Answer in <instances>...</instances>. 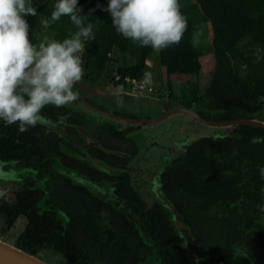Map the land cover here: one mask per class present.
I'll return each mask as SVG.
<instances>
[{
    "label": "trees",
    "instance_id": "1",
    "mask_svg": "<svg viewBox=\"0 0 264 264\" xmlns=\"http://www.w3.org/2000/svg\"><path fill=\"white\" fill-rule=\"evenodd\" d=\"M31 2L37 9L36 16L27 17L33 43L43 31L62 41L78 30L68 16L51 21L55 0ZM107 3L79 0L77 14L85 24L92 23L95 36L85 41L82 79L106 83L114 80L116 73L120 76L117 83L125 77L142 80L146 59L154 50L117 33L109 13L97 7ZM180 9L187 17L188 29L178 45L158 52L164 73L196 75L204 52H212L214 69L205 90L208 112L199 113L217 121L255 118L264 105V0H194ZM197 29H202L203 35L199 47L194 48L191 37ZM113 49L129 56L131 64L116 66ZM52 112H63L66 123L82 124L79 112L65 107ZM232 128L196 138L160 174L159 191L179 212L181 230L163 201L148 204L141 198L128 172L108 174L91 168L63 152L58 134L52 131L46 135L40 125L21 133L18 124L5 126L0 121L2 159L39 167L41 175L59 160L79 168L83 176L114 183L119 198L108 201L90 185L74 183L52 171L55 193L51 201L60 212L42 209L41 194L25 187L15 201H0L4 227L10 229L18 216H25L14 245L33 255L50 247L64 264H264V179L258 171V166H264V128ZM131 130L109 126L102 143L87 148L88 153L110 165L125 164L128 159L120 153L137 150L126 136ZM186 237L206 259L185 247Z\"/></svg>",
    "mask_w": 264,
    "mask_h": 264
},
{
    "label": "clouds",
    "instance_id": "2",
    "mask_svg": "<svg viewBox=\"0 0 264 264\" xmlns=\"http://www.w3.org/2000/svg\"><path fill=\"white\" fill-rule=\"evenodd\" d=\"M97 7L109 13L118 34L155 52L178 45L188 29L179 0H108L106 7ZM78 11L79 0H55L51 21L68 16L78 30L62 41L36 45L27 19L37 15L31 0H0V121L5 126L18 124L19 132L25 133L40 125L50 134L57 123L42 110L78 100L73 88L85 75V41L95 38L92 23L85 24ZM202 35V29L192 33L194 48L199 47ZM153 84V74L144 72L142 85ZM258 171L264 179V166H258Z\"/></svg>",
    "mask_w": 264,
    "mask_h": 264
},
{
    "label": "flooded vegetation",
    "instance_id": "3",
    "mask_svg": "<svg viewBox=\"0 0 264 264\" xmlns=\"http://www.w3.org/2000/svg\"><path fill=\"white\" fill-rule=\"evenodd\" d=\"M85 80H86L85 85L87 87H89L90 89H94L95 86L103 88L106 86V84H110L111 86H114V85L120 86V84L122 83V82L117 83L118 80H115V79L108 81L106 83H103V81L95 83V82H93V80L87 79V78ZM73 90L78 93V100L76 102L69 104V105H66L64 107L71 109L74 112L81 113L83 115L82 124L77 125V124L73 123V125H72V124L66 123V119L62 115L63 112L62 113L59 112V114H53V112H52V114H51L50 112L52 110L56 111V108L53 106H48L42 110V114L44 116H46L49 120L57 123V127L53 131L55 133H57L58 136L61 138V143H62L61 150L65 153L69 154V155L74 156L76 159L80 160V162H84V161L87 162L91 168L100 170L102 172H106L108 174L115 173L117 171L128 172L130 174V177H131L132 187H134V189L139 193L141 198L146 202L145 196H147V194L145 195L143 193V191H141L139 189L140 187H138V186H140V185L138 184V182H136V180H137L136 178L139 177L138 174L140 172H142L143 169L140 167H137V165H136L134 167V169L131 170L133 167L130 166L133 164L132 162L136 160L135 157L138 154V150L139 149L141 150V148H143V147L142 146L140 147L139 143L136 141L135 138L131 137V135L133 134V132H135L137 130L139 131V129L142 126H145L149 123H145V122L133 123V122H126V121L119 120L121 122L126 123V125H120L119 126V125L115 124V122H114L115 120H118V119L110 118L108 116L100 114L99 112H96L90 106L86 105L85 102H83V101L85 100L87 103L92 104L93 106L98 107L99 109H101L105 112L113 113V114L118 115V116H123L125 118L131 119L134 121L142 120V119H156V118L162 116L165 113V110H163V112H158V110H159L157 107L158 104L156 106H149V105H146V103H144L141 106L138 103L139 107L142 108V111H145L147 114H149L146 116L145 115L138 116V115H135L134 113H132V111H130L128 109L131 105H130V103L122 100V98L120 97L122 94L115 96V95L110 93L109 96H104V95H100V94L89 93L87 90L84 93L81 89H79L75 86H74ZM105 92H107V91H105ZM152 92L137 91V90H132V91L131 90H124L123 93H125V94H123V95L133 97V99L138 98V99L142 100V98H145L146 101L149 102L150 100H153V98L155 96V94ZM83 96H85V97H83ZM157 96L158 95H156V97ZM105 101H107V104L104 103ZM118 101H121V102L118 103ZM155 101H157V100H155ZM78 106L85 107L88 111H92V113H96V115H99V117L102 116L103 118L100 120L101 122H97L98 124L95 126L93 125L92 129L88 128L86 126V122H87V119L90 117L89 115H92V114H90V112H86L85 110L81 109ZM150 113H152L153 116H150ZM136 114H137V112H136ZM91 117L93 119H95V116H91ZM254 117H255V115H254ZM139 125H140V127H139ZM109 126L115 127L117 129H120V130L124 129L126 127L132 128V130L130 132H128L126 136L132 140V143L134 145H136L137 150H136V153H134V154H130L128 151L120 153L122 155V157L128 159L125 164L110 165V164L106 163L105 161L98 159L97 157L92 156L87 151V148L96 147L97 145H95V144L86 145V139L84 136V132L91 139L96 140L98 142V145H99L100 143H102L103 137H104L106 130L108 129ZM130 133H132V134L130 135ZM138 134H141V133L138 132ZM64 142H68V143L72 144L73 145L72 148L67 147ZM170 162H171V160L169 162H166L162 166V168L160 169V172L157 171L155 173L153 171V173H154L153 174V176H154L153 184L157 188L156 191H159L160 174H161L162 170H164L166 168L165 166H168ZM104 167L116 169L117 171H112V172L106 171V170H104ZM13 170H16L17 173H21L19 178L22 181V183L18 184V185L12 184L10 192L8 189H5V188H3V186H0V201L1 200H7L9 202L15 201L16 200V194L20 190H22L23 188L28 187L29 189L37 191L43 197V198H41V200L39 202L40 207H41V205H40L41 203L45 205V207H43L42 209L53 208L57 213H59L60 210L51 201L53 198V195L55 193V181L52 178H50V173H49L52 171L66 175V177L71 179V181L74 183L88 184L87 186L89 188L91 186V190H93L95 193H97L98 196H101L104 199H107L108 201H111V199H114V198L119 199L114 194V191H113L112 186H114V183H110V182L104 181V180H101V181L95 180V179H91V178H88L86 176H83L81 173L78 172L79 168L66 165L65 163H62L59 160L52 164V166L49 169L50 171L48 173L41 175L39 173V171H41L39 167L20 164L18 161L14 160V159L5 160V159H2L0 157V175H2L4 173H10ZM37 179H40V180L42 179L43 185H39V183H37ZM28 181H30V182L28 183ZM104 186H105V188H104ZM149 186H151V185H149ZM48 201H50V203H47ZM154 201H159V200H154ZM25 220H26V218L24 216V221Z\"/></svg>",
    "mask_w": 264,
    "mask_h": 264
},
{
    "label": "rangeland",
    "instance_id": "4",
    "mask_svg": "<svg viewBox=\"0 0 264 264\" xmlns=\"http://www.w3.org/2000/svg\"><path fill=\"white\" fill-rule=\"evenodd\" d=\"M192 2H194V0H179L180 8H183L184 6L189 5ZM209 33L210 34L208 36V42L210 45L211 44V38H212V36H210V35H212V34H211V31ZM51 36L52 35L49 34L48 32L43 31L37 36V39L34 42V44L38 45L42 41L50 40ZM111 56L117 58L118 62H117L116 66H118V67L119 66H129L131 64V61H132L129 58V56L122 54V53H119L117 49H113ZM146 63H147L146 71L151 72L153 74L154 84L150 87L153 88L152 93H154L155 96L161 94V96L164 98H168L170 100H175L174 101L175 103L185 104V103L189 102L191 104L190 107L193 108L194 110H196L198 112H199V110H205V113L208 112V110H207L208 109L207 108L208 99H207L205 90L210 84L213 69H214V55L212 52H207V51L204 52V54L201 57L200 72L196 75H186V74L175 73V74H171V75L167 76L164 73L162 66L160 64H158L159 63L158 52H155V51H152L151 53L148 54V57L146 59ZM115 75H117V74L115 73ZM103 89H105L107 92H109L115 96L122 94L120 96L122 98V100L130 103V105H131L128 109L130 111H132V113H134L135 115H138V116L149 115L145 111H142V108L139 107L138 103L141 106L144 103H146V105H149V106H156L157 104H160V100H158L156 102L155 101L153 102V100H150L149 102H147L145 98H142V100L138 99V98L133 99V97L123 95V94H125V93H123L124 90H131V91L134 90L133 88H131V86L129 87L125 82L124 83L122 82L120 84V86H115V85L111 86L110 84H106V86L103 87ZM180 99H182V100H180ZM104 103L107 104V101H105ZM78 107H80L81 109L85 110L86 112H90V114H92V115H89L90 117L87 119V122H86V126L88 128L92 129L93 125L95 126L98 124L97 122H101L100 120L103 118L102 116L99 117V115H96V113H92V111H88L85 107H81V106H78ZM159 108L160 109L158 110V112H163L162 105H160ZM136 112H137V114H136ZM91 116H95V119H93ZM150 116H153V114L150 113ZM183 117L186 118L185 120H183V122L186 124H180V125H182L181 126L182 127V133L187 131V137L185 138V135H184L185 139L183 138L187 143L186 146L189 143H191L193 140H195L196 138L201 137L203 135H208L211 133L212 134L226 133V132H230L233 129L232 128L233 126L211 127V126L205 125V124L189 117L187 114H184ZM173 118L175 119L174 120L175 124L180 123L181 117L176 116ZM187 119H190V120L187 121ZM114 122H115V124H117L119 126L120 125H126L125 122H121L119 120H115ZM191 122L196 123V124L194 123L195 127L193 125L190 126ZM139 127H140V125H139ZM191 127L195 128V130H192ZM194 131L200 132L201 135H199V136L192 135L191 133ZM137 132H139V131L137 130L136 133ZM185 147L180 146L179 147L180 152L184 151ZM104 170L110 171V172L117 171L116 169H112L109 167H104ZM20 174L21 173H17L16 170H13L10 173H4V174L0 175V186H3V188L8 189L10 192L12 184L18 185V184L22 183V181L19 178ZM138 176L139 177L136 178L137 179L136 182H138V184L140 185V186H138V187H140L139 189L141 191H143V193L145 195L147 194V196H145L146 202L148 204H152V202L154 200L162 201L161 196L159 194V191H156L157 188L153 184L154 176L150 175V174H144L142 172H140L138 174ZM29 182L30 181H28V183ZM37 183H39V185H43L42 179L41 180L37 179ZM149 185H151V186H149ZM104 188H105V186H104ZM40 205H41V208L45 207V205L42 203ZM24 224H25L24 216L21 215V216H18V218L16 219L13 226L10 229L6 230L4 227L2 215H0V239L5 241V242H8L11 245H14L15 238L23 229ZM35 257H37L40 261H42L46 264H64V262L62 261V259L59 256V254L55 253L50 247H46L44 249H41L35 255Z\"/></svg>",
    "mask_w": 264,
    "mask_h": 264
},
{
    "label": "water",
    "instance_id": "5",
    "mask_svg": "<svg viewBox=\"0 0 264 264\" xmlns=\"http://www.w3.org/2000/svg\"><path fill=\"white\" fill-rule=\"evenodd\" d=\"M74 86L81 89L84 93L87 90L89 93H92V94H100V95H104V96L110 95L109 92H105L106 91L105 89L100 88L98 86H95L94 89H90L89 87H87L85 85V81L83 79L78 84H76ZM83 97H85V96H83ZM155 100H157V101L160 100V104H158V105H162L164 107L165 113L156 119H142V120H137V121L125 118L123 116H118V115H115L113 113L105 112V111L99 109L98 107H95L92 104L87 103L85 100L83 102H85L86 105L90 106L92 109H94L96 112H99L100 114H103V115L108 116L110 118H115V119H118L121 121H126V122H133V123L145 122V123L152 124V123L159 122V121L163 120L164 118L170 116L173 113L180 112V113L188 114V115L192 116L193 118H195L196 120H198L204 124H207L209 126H212V127L252 125V126L264 128V121H262L258 118H241V119L221 120V121L210 120V119L203 117L198 111L194 110L190 106H187L186 104L175 103L174 100H170V99L164 98V97L160 98V96H157V97L154 96L153 102ZM84 136L86 139V145H90V144L98 145V142L96 140L91 139L85 132H84ZM159 194L161 196V200L163 201V203H165L166 206L169 207L173 211L175 219H176V223L179 226V228L181 230H184V227L181 223L179 212L174 208V206L172 204H170L167 201H164L160 191H159ZM183 235H185L184 231H183ZM4 242L5 241L0 239V264H46V263L40 261L37 257H35V255L30 254V253L22 250L21 248L15 246V245L10 246L11 244H9L8 242H5V243ZM185 242H186L185 247L190 252H192V254L194 256H198L202 259L207 258L202 253H200L198 250L195 249V247L191 244L190 240L187 237H186Z\"/></svg>",
    "mask_w": 264,
    "mask_h": 264
},
{
    "label": "crops",
    "instance_id": "6",
    "mask_svg": "<svg viewBox=\"0 0 264 264\" xmlns=\"http://www.w3.org/2000/svg\"><path fill=\"white\" fill-rule=\"evenodd\" d=\"M158 96H160V98L162 97L161 95ZM159 107L160 105H158V109H160ZM162 109L165 110L163 106ZM184 114L185 113L180 112L173 113L159 122L142 126L139 129V133L141 134H138V132L136 133V131L133 132V134L130 133V135L132 134L131 137L135 138L136 141L139 143V146L143 147L141 148V150H138V154L135 157L136 160L132 162V165H130L131 167H133L131 170H133L134 167L137 165V167L143 169L142 172L144 174L153 175V171L155 173L157 171L160 172V169L166 162H169L170 160L175 159L184 154L185 148L182 152H180L179 149L180 146L185 147L187 144L184 140L187 137V131L182 133V125H180L186 124L183 122V120L186 119L183 117ZM176 116L181 117V121L179 124L174 123L175 119L173 117ZM188 116L193 118L190 115ZM255 118L264 121V105L260 111L255 113ZM189 120L190 119H187V121ZM194 123L195 122H191L190 126L193 125L195 127ZM191 128L192 130H195V128ZM191 134L194 136L201 135L200 132L196 131L192 132Z\"/></svg>",
    "mask_w": 264,
    "mask_h": 264
},
{
    "label": "built area",
    "instance_id": "7",
    "mask_svg": "<svg viewBox=\"0 0 264 264\" xmlns=\"http://www.w3.org/2000/svg\"><path fill=\"white\" fill-rule=\"evenodd\" d=\"M116 80L120 79L119 75L115 76ZM126 83L128 86H131V88H133L134 90L137 91H146V92H152L153 88L152 87H148V86H144L142 85V80H136V79H131L129 77H125L123 79V83Z\"/></svg>",
    "mask_w": 264,
    "mask_h": 264
},
{
    "label": "bare ground",
    "instance_id": "8",
    "mask_svg": "<svg viewBox=\"0 0 264 264\" xmlns=\"http://www.w3.org/2000/svg\"><path fill=\"white\" fill-rule=\"evenodd\" d=\"M5 243V242H4ZM7 244V243H6ZM9 245V244H8ZM10 246H12V245H10Z\"/></svg>",
    "mask_w": 264,
    "mask_h": 264
}]
</instances>
